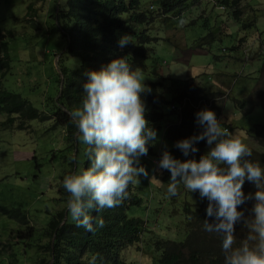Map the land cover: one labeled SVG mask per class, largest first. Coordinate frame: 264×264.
Segmentation results:
<instances>
[{
    "label": "rangeland",
    "instance_id": "374dc122",
    "mask_svg": "<svg viewBox=\"0 0 264 264\" xmlns=\"http://www.w3.org/2000/svg\"><path fill=\"white\" fill-rule=\"evenodd\" d=\"M196 1L195 7H188L182 17L173 18L171 15L150 29L159 40L154 44L153 59H149L147 64L155 59L159 71L155 78L151 72H143L144 84L161 79L158 91L163 93L166 101L160 108L166 116L164 122L160 129L155 128L159 142L154 146V153L157 156L161 154L165 144L168 150L172 149V143L164 137L166 125L178 121L179 117L178 110L171 113L172 104L178 107L172 100L177 88L194 78L197 83L200 79L210 92H223L225 103L219 118L221 127L229 126L228 131L239 137L248 148L264 154V146L251 132L256 125L264 124V107L258 106L245 116L233 102V99L260 102L257 99L263 96L257 93L259 88L256 89V85L264 57L260 53L261 42H264V0H240L241 19L250 25V30L245 33L229 19L227 8L220 7L218 0ZM29 4H34V13L28 12ZM57 4L54 0H0V33L11 48L14 66L5 88L21 94L33 107L47 113L55 108L53 101L47 98L57 100V54L65 53L68 45V37H63L60 28L53 26V15L50 16L56 11ZM200 16L208 19L211 28L219 35L209 51L189 53L194 42L210 29L209 26L203 29V17ZM197 17L201 19L192 25L191 19ZM30 20H34L35 26ZM9 31L10 35L7 34ZM241 37H244L245 46L240 43ZM237 45L242 50L234 54L231 49ZM233 75L236 77L232 78ZM3 120L0 117V122ZM52 125L51 120L30 121L24 130L0 128V206L9 211L20 210L25 215V220L20 222L0 212V260L3 264H36L41 257L48 255L39 248L49 242L48 238L41 236V231L54 215L61 211L69 214L59 188L61 178L73 170L71 161L76 158V152L67 140L65 129H52ZM208 151L206 144L203 154ZM155 158H140L149 178L141 176L140 183L135 184L144 205L133 209L132 216L146 221L148 228L140 246H132L122 254L127 262L133 264L156 263L150 236L184 241L182 206L186 202L193 205L201 202L198 192L191 193L183 185L178 186L175 196H168V184L161 180L162 169L150 167ZM36 165H40L39 170ZM154 171L156 178H152ZM28 227L34 229L36 240L19 243L16 232L26 231Z\"/></svg>",
    "mask_w": 264,
    "mask_h": 264
},
{
    "label": "trees",
    "instance_id": "16d2710c",
    "mask_svg": "<svg viewBox=\"0 0 264 264\" xmlns=\"http://www.w3.org/2000/svg\"><path fill=\"white\" fill-rule=\"evenodd\" d=\"M54 2H58V4L55 7L56 11L50 14V16L53 15V26L56 29L59 27L63 37H68L69 40L66 52L60 55L57 54L58 66L55 65L58 73L56 81L57 100L47 98V100L53 101V107L55 106V108H52L53 111L51 110L50 113L40 111L33 107L21 94L6 90L5 83L14 66L11 48L4 39V35L0 33V117L4 118L0 122V128L24 130L30 121L45 122L51 120L52 129L59 127L67 132V140L76 152V158L73 157L71 161L73 167L71 174H79L81 170L90 166L87 156L88 146L76 139L77 130L71 122L69 112L81 106L84 95L82 85L88 80L87 73L100 70L102 66L107 65L114 59L125 58L133 69L139 67L142 72L149 71L155 78L159 67L155 65V59L149 64L147 62L149 59H153L154 44L159 39L154 36L151 27L156 22L160 23V21L171 15H173V18L182 17L186 9L190 6L193 7L198 1L54 0ZM218 3L221 4L220 7L227 8L229 19L240 26L244 33L250 30V25L245 24L241 19L240 0H218ZM33 5H28V12L34 13ZM200 17L191 19V24L195 25L196 20L201 19ZM30 22L35 26L34 20H30ZM207 26L210 29L204 30V35L194 42L191 47L192 50H188L189 53L209 51L211 45L217 41L219 33L214 31L208 19L203 17V29ZM7 34L10 35L11 32L9 31ZM125 35L130 37V43L120 47L118 41ZM242 38L243 40H240V43L245 46L244 37ZM241 50L242 48L238 45L231 49L234 54ZM50 54L53 57L56 56L54 53ZM261 67L262 73L256 85V89L259 88L257 93L263 94L262 97L257 99L260 102L233 99L235 106L245 116H248L258 106L264 107V85L259 83L264 84V57ZM202 76V79L205 80L204 75ZM60 77L63 81L62 88L60 87ZM234 77L236 76L233 75L232 78ZM160 80L147 83L146 86L151 89V92L142 94L147 109L145 118L154 129H160L166 117L160 110L161 106L166 104L163 93L158 91L161 85ZM222 93L208 91L207 86L202 84L200 79L197 83L194 78L185 81L183 86L177 88L172 102H176L178 107L172 104L171 113L181 107L178 121L170 122L169 125H166L167 129L165 127L164 130V137L172 143V149L168 151L174 158L182 162L186 159H196L198 161L199 157L203 155V150L206 147L205 141L195 144L194 146L198 148V152L190 154L189 157L183 156L173 145L176 141L186 139L202 131L196 123L195 114L198 111L202 109L211 110L216 114L219 121L225 103ZM224 127L227 130L229 129V126ZM251 132H254L252 135H257L255 138L264 146V124L256 125L255 130L253 128ZM251 132L249 131V134ZM249 149L252 152L250 159L259 162L264 167V154H257L251 148ZM60 152H63V150ZM160 155L157 156L154 153V147H149L148 154L142 158L147 159L149 156H155L156 158L151 161L150 167L154 166L156 169L158 168L157 162ZM79 156H81V159H78ZM143 159L141 165L145 167ZM36 168L39 170L40 165H36ZM153 175L157 176L156 171L153 172ZM169 179L170 173L162 169V182L168 184ZM127 191V198L119 206L90 212L95 229L92 232L85 230L83 227H76V222L64 211L54 215L41 231V236L48 238L49 242L39 248L44 252H48V255L44 254L46 258L41 257L36 264H89L92 255L97 253H99V258L96 264H133L127 262L122 254L124 250L132 246H140L143 240L142 236L148 227L146 221L132 216L133 209L144 205L143 199L138 193V188L135 184H129ZM242 191L245 195H248L255 192V187L250 182L245 181ZM59 193L63 195L66 201L68 193L64 190L62 184ZM253 203L254 201H248L240 206L238 210H243L245 216H248ZM207 204V199H201V202L197 205L187 202L183 204L184 241L175 242L160 239L157 235L150 236L151 245L156 253L155 264H224L221 237L216 233L207 232L203 228L205 219H208L209 222L212 221V218L206 216ZM0 212L9 218L15 217L20 222L25 220V215L20 210L9 211L6 207L0 206ZM99 219L104 221L103 228L97 226L96 222ZM34 233V229L28 227L26 231H17L16 239L19 243L36 240L34 239ZM235 235L237 238L235 246H238L246 235V229L243 228L242 224L237 223L235 225ZM0 264H3L1 260Z\"/></svg>",
    "mask_w": 264,
    "mask_h": 264
},
{
    "label": "clouds",
    "instance_id": "9594fccd",
    "mask_svg": "<svg viewBox=\"0 0 264 264\" xmlns=\"http://www.w3.org/2000/svg\"><path fill=\"white\" fill-rule=\"evenodd\" d=\"M128 43L127 35L118 41L120 47ZM260 53L264 56V50ZM87 76L81 106L72 109L69 116L77 130L76 139L88 146L90 166L79 174L65 175L61 184L68 193L66 207L76 227L92 232V210L119 206L128 196L129 184H139L141 176L149 178L140 158L159 141L157 131L145 118L142 94L151 89L144 84L139 67L133 69L125 58H118ZM195 117L202 131L176 141L173 147L189 157L198 152L194 145L205 141L209 151L198 161L182 162L170 154L166 144L163 146L157 166L170 173L167 195L175 196L178 186L183 185L207 199L206 216L212 221L205 219L203 228L221 237L224 264H264V167L250 159L248 146L222 128L213 111L202 109ZM245 181L254 185V193L244 194ZM248 201L254 203L250 215L245 216L238 208ZM96 223L104 227L102 219ZM237 223L246 229V235L235 246ZM98 258L99 253L92 255L89 264H96Z\"/></svg>",
    "mask_w": 264,
    "mask_h": 264
},
{
    "label": "water",
    "instance_id": "95a60500",
    "mask_svg": "<svg viewBox=\"0 0 264 264\" xmlns=\"http://www.w3.org/2000/svg\"><path fill=\"white\" fill-rule=\"evenodd\" d=\"M55 65H56V61H55ZM60 79H61L60 87H62V85H63L62 77H60Z\"/></svg>",
    "mask_w": 264,
    "mask_h": 264
},
{
    "label": "built area",
    "instance_id": "2783aa9c",
    "mask_svg": "<svg viewBox=\"0 0 264 264\" xmlns=\"http://www.w3.org/2000/svg\"><path fill=\"white\" fill-rule=\"evenodd\" d=\"M261 50H262V51L264 50V45L261 46Z\"/></svg>",
    "mask_w": 264,
    "mask_h": 264
},
{
    "label": "bare ground",
    "instance_id": "6f19581e",
    "mask_svg": "<svg viewBox=\"0 0 264 264\" xmlns=\"http://www.w3.org/2000/svg\"><path fill=\"white\" fill-rule=\"evenodd\" d=\"M62 88V87H61ZM209 101V100H208ZM192 102V101H191ZM196 107V106H195ZM186 108V107H185Z\"/></svg>",
    "mask_w": 264,
    "mask_h": 264
}]
</instances>
